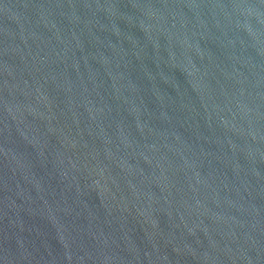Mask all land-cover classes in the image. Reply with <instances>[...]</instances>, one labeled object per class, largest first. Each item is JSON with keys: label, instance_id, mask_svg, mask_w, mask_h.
I'll return each mask as SVG.
<instances>
[{"label": "water", "instance_id": "95a60500", "mask_svg": "<svg viewBox=\"0 0 264 264\" xmlns=\"http://www.w3.org/2000/svg\"><path fill=\"white\" fill-rule=\"evenodd\" d=\"M0 264H264V0H0Z\"/></svg>", "mask_w": 264, "mask_h": 264}]
</instances>
